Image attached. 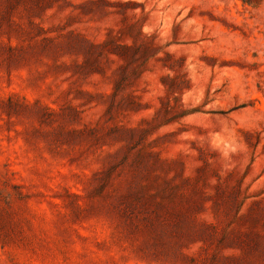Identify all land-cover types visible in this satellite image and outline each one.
Wrapping results in <instances>:
<instances>
[{"label": "rangeland", "instance_id": "obj_1", "mask_svg": "<svg viewBox=\"0 0 264 264\" xmlns=\"http://www.w3.org/2000/svg\"><path fill=\"white\" fill-rule=\"evenodd\" d=\"M0 264H264V0H0Z\"/></svg>", "mask_w": 264, "mask_h": 264}]
</instances>
